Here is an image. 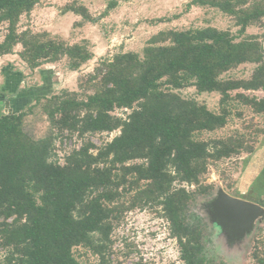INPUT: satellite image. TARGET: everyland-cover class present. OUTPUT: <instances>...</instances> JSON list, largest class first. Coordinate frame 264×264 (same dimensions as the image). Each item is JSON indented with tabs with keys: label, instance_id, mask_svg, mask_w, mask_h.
<instances>
[{
	"label": "trees",
	"instance_id": "trees-1",
	"mask_svg": "<svg viewBox=\"0 0 264 264\" xmlns=\"http://www.w3.org/2000/svg\"><path fill=\"white\" fill-rule=\"evenodd\" d=\"M41 2L0 0V26H6L0 57L16 55L32 72L61 60L80 70L92 59L87 42L70 45L47 32L19 31L21 18ZM191 6L231 17L237 34L214 27L160 31L142 56L119 52L97 64L78 82L79 91L46 96L27 89L6 101L14 106L27 99L0 114V264H80L73 254L78 247L98 257L97 264H111L115 223L149 205L161 208L183 264H213L190 204L211 194L213 186L204 183L210 164L251 155L254 147L240 133L196 135L223 129L236 105L264 115V33L248 34L264 27V0H191ZM113 7L109 3L102 16ZM69 12L94 21L76 2L62 10ZM242 65L254 66L248 79L224 77ZM186 87L217 94L218 112L183 98L178 91ZM255 92L262 97L249 95ZM36 108L51 128L39 139L23 129ZM121 109L129 111L126 118L112 115ZM116 130L101 147L86 140L62 164L53 160L54 132L83 138ZM252 258L264 264L257 251Z\"/></svg>",
	"mask_w": 264,
	"mask_h": 264
},
{
	"label": "rangeland",
	"instance_id": "rangeland-1",
	"mask_svg": "<svg viewBox=\"0 0 264 264\" xmlns=\"http://www.w3.org/2000/svg\"><path fill=\"white\" fill-rule=\"evenodd\" d=\"M190 1L42 0L29 16L21 18L19 31L29 29L36 33L47 32L51 37L70 45L85 41L92 53V59L78 71L68 70L66 60H61L55 64L44 65L41 71L32 72L17 56L0 57V114L10 113V106L14 110L24 106V100L27 99L14 106L6 102L11 97L16 99L21 90L32 89L34 94L46 96L64 90L79 91L78 82L97 64L111 60L119 52L142 56L148 40L160 31L214 27L220 31H229L234 36L237 34L238 28L231 17L215 9L189 7ZM75 2L87 7L94 18L93 22H84L80 16L75 18L73 13L59 18L63 15L62 10ZM109 3H113L114 7L106 16H102ZM5 29V25L0 26V42L6 33ZM255 31L261 35L264 27L250 28L248 34ZM261 42L264 48V39ZM253 68V65H242L224 77L248 79ZM178 93L183 98L204 104L211 112H218L219 96L215 93L198 94L193 87L183 88ZM249 95L262 97L260 92ZM231 110L233 113L223 129L201 133L196 138L208 140L240 133L253 145L254 152L210 164L204 183L211 184L213 190L210 195L196 197L189 209L201 219L206 256L213 264H255L252 258L254 251L264 257V218L256 221L241 235L233 233V229L223 226L221 229L211 210L219 191L264 208V115H254L250 109L240 105L232 107ZM128 113V110L121 109L113 111L112 115L124 119ZM237 113H241V116ZM23 129L34 139L51 134L50 125L38 108L25 118ZM118 134L119 131L116 130L111 134H88L80 138L76 134L55 135L54 132L53 160L62 164L63 158L83 141L90 140L96 147H101ZM175 186L178 187V184ZM186 189L192 191L194 188L186 186ZM120 219L115 223L111 238L113 243L107 254L111 264H183L177 241L169 235L168 224L162 217L159 206L134 208ZM4 254V250L0 248V261ZM73 254L80 264L98 263V257L81 247L73 249Z\"/></svg>",
	"mask_w": 264,
	"mask_h": 264
},
{
	"label": "water",
	"instance_id": "water-1",
	"mask_svg": "<svg viewBox=\"0 0 264 264\" xmlns=\"http://www.w3.org/2000/svg\"><path fill=\"white\" fill-rule=\"evenodd\" d=\"M211 208L221 229L223 226L227 229H233V233L237 232L241 235H244L256 221L264 218L262 206L234 198L223 191H219V195L213 201Z\"/></svg>",
	"mask_w": 264,
	"mask_h": 264
},
{
	"label": "crops",
	"instance_id": "crops-1",
	"mask_svg": "<svg viewBox=\"0 0 264 264\" xmlns=\"http://www.w3.org/2000/svg\"><path fill=\"white\" fill-rule=\"evenodd\" d=\"M76 1H79V0H76ZM83 5H84V4H83ZM85 7H86V6H85ZM69 13H70V12H69ZM62 14H63V15L59 16V18H61L62 16L66 15V14H68V13H62ZM73 16H74L75 18H77L76 15L73 14ZM74 20H75V19H74ZM253 34H259V32H256V31H255ZM14 56H16V55H14ZM42 68H43V67H42ZM42 68H40L39 71H41ZM35 71H37V70H35ZM39 71H38V72H39ZM14 97H15V96H14ZM17 97H18V96H17ZM11 98H12V97H11ZM2 111H3V110H2ZM3 112H4V111H3Z\"/></svg>",
	"mask_w": 264,
	"mask_h": 264
}]
</instances>
